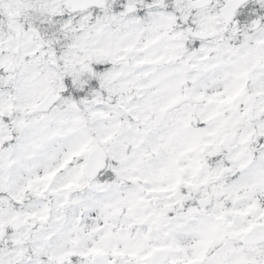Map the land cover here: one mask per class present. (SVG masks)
<instances>
[{"label":"clouds","instance_id":"1","mask_svg":"<svg viewBox=\"0 0 264 264\" xmlns=\"http://www.w3.org/2000/svg\"><path fill=\"white\" fill-rule=\"evenodd\" d=\"M240 15L248 19L241 23ZM94 79L97 88L76 95ZM257 91L264 92V0H0V106L23 138L20 158L35 175L41 160L54 167L87 144L64 177L81 175L89 185L28 193L16 208L5 167L0 259L44 264L36 249L51 254L57 239L61 250L101 236L123 246L151 230L156 243L169 227L155 218L172 205L185 238L203 242L209 259L264 264L256 251L264 238L249 246L226 227L249 219L235 213L253 199L264 202V95ZM113 167L120 175L105 179ZM233 176L248 186L233 191ZM86 192L102 201L94 216Z\"/></svg>","mask_w":264,"mask_h":264},{"label":"snow or ice","instance_id":"2","mask_svg":"<svg viewBox=\"0 0 264 264\" xmlns=\"http://www.w3.org/2000/svg\"><path fill=\"white\" fill-rule=\"evenodd\" d=\"M248 17L246 15H240L237 20L241 23L245 22ZM252 20L255 17L251 18ZM102 71V69H98ZM111 76L110 73H106L102 79H108ZM69 83V89L71 90V82ZM97 81L94 79L90 84L86 85L83 92L76 93L77 96H84L87 92L97 88ZM259 87V86H258ZM257 95H264V92L257 91ZM216 97H209L210 100H214ZM3 109L0 106V179L3 177V170L5 167L11 170L10 182L14 185L13 197L14 201H17L15 207L19 208L21 203H28V200H24L23 197L28 193H32L34 196L44 197L50 192H68L73 190L83 191L88 188V184L80 183L81 175H77L65 182L64 170L67 169L74 157H81L88 150V145L84 144L77 149L69 152L62 162L54 167H47V158L40 161L43 165L42 169L35 175H29L24 166L21 157V149L24 146L23 138L17 133L16 125L3 116ZM260 144H264V139L259 141ZM148 147L152 151H156L159 147L155 143V137L148 136ZM147 151L146 149L144 150ZM264 153V148L260 149ZM9 155L6 159V154ZM84 167H87L85 165ZM261 171H264V160L259 165ZM115 173L120 175V169L113 167L106 175L105 179H111ZM233 184L232 190L238 191L240 187H247V179L238 180L236 176L232 177ZM97 189H102L103 184H96ZM254 187V186H253ZM100 196L96 192H86L83 200L85 209L95 215L92 211L101 203ZM67 203V200H65ZM81 203V201H76ZM203 204L204 201H201ZM175 206L170 205L169 210L160 212L156 218L155 223L159 225L167 224L169 227V233L165 240L151 242V230L145 233L141 238L135 242H125L123 246L120 245H107L105 240L107 236H101L98 240L93 241L90 245L81 247H63L61 250V241L59 239L54 241L53 251L51 254H45L41 248H37V255L44 264H218L217 259H209V252L204 246L203 242H197L196 244H190L185 238L182 221L179 216L173 215L175 213ZM190 213L197 211V209H189ZM2 212V207H0ZM236 215L246 217L245 222L233 223L227 222L226 227L230 229L229 235L251 246L258 239L264 238V202L259 199H253L246 208L238 210ZM32 218L39 219L41 223L47 220V217L38 213H30ZM217 220H225V216L217 215ZM87 223H91L89 220ZM92 231H99L98 228H93ZM8 236L16 243L20 241L15 240V235L11 229L8 230ZM260 251L261 255H264V249H256ZM23 255V253H18ZM220 255L219 253L217 254ZM2 256V254H0ZM0 264H4L0 259ZM226 264H257V262L251 258H234L227 261Z\"/></svg>","mask_w":264,"mask_h":264}]
</instances>
